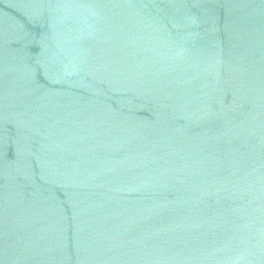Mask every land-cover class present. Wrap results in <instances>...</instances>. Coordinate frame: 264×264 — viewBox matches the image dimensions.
<instances>
[{
  "label": "water",
  "instance_id": "water-1",
  "mask_svg": "<svg viewBox=\"0 0 264 264\" xmlns=\"http://www.w3.org/2000/svg\"><path fill=\"white\" fill-rule=\"evenodd\" d=\"M0 264H264V0H0Z\"/></svg>",
  "mask_w": 264,
  "mask_h": 264
}]
</instances>
